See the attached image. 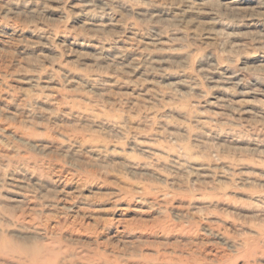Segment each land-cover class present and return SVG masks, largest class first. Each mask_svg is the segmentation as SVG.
Listing matches in <instances>:
<instances>
[{
  "label": "rangeland",
  "instance_id": "rangeland-1",
  "mask_svg": "<svg viewBox=\"0 0 264 264\" xmlns=\"http://www.w3.org/2000/svg\"><path fill=\"white\" fill-rule=\"evenodd\" d=\"M0 264H264V0H0Z\"/></svg>",
  "mask_w": 264,
  "mask_h": 264
}]
</instances>
